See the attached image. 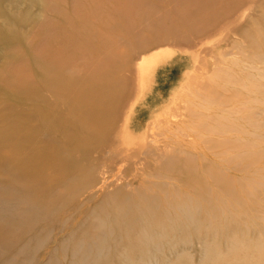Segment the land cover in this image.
Here are the masks:
<instances>
[{
    "label": "bare ground",
    "instance_id": "obj_1",
    "mask_svg": "<svg viewBox=\"0 0 264 264\" xmlns=\"http://www.w3.org/2000/svg\"><path fill=\"white\" fill-rule=\"evenodd\" d=\"M27 1H29L31 4H37V0H27ZM46 3H47V1H46ZM261 3H263V2H261ZM5 4H7V5H5ZM17 4H20V6H21L22 3H20L19 0H0V18L4 19L3 23L5 24L4 27L0 26V41H2V43H4V44L16 46V47L22 45V47L25 50V49H27L28 45L25 43L26 39L21 34V32L18 31V28L20 26L32 27V28L35 27L39 21V17L35 16L33 14L31 8H28L27 10L21 9V11L19 12L20 15L18 13H15L13 10H14V8H17ZM249 5L250 4H248V6ZM232 6H234V5L232 4ZM258 6H257V8H258ZM190 7L191 6H189V8ZM229 9H230V7H229ZM237 9H240V8H237ZM205 10H206V8H205ZM245 13H247V12L245 11ZM245 13H244V16H245ZM193 18L194 17L192 16V19ZM240 19L242 20V17ZM255 19H253V21ZM146 20H147V18H146ZM253 21H250V22H253ZM256 21H258V19ZM262 23H263V21H262ZM144 24L145 23H143V25ZM257 25H260V24L257 22ZM140 26H141V24H140ZM249 26H251V25H249ZM249 26L247 29H249ZM188 27L190 28V26H188ZM219 28H222V27L220 26ZM223 28H225V27H223ZM227 28H229V26L226 27V29ZM244 28H246V27H244ZM253 28H255V27L253 26ZM261 28L264 29V24H261ZM258 30H260V29H258ZM246 31H248V30H246ZM232 32H233V30H232ZM238 32H240V31H238ZM260 32H262L261 34H263V31H260ZM132 33H134V32H132ZM213 33H214V31L211 34L209 33L210 36ZM224 33H225V31H218V32L215 31V34H217V35L216 36L214 35V37L211 36V38L213 37L215 40H217L218 37H220L222 39V36L224 35ZM246 33L250 34L252 32L249 31ZM255 34H256V31H255ZM235 37H236V34H235ZM245 37L248 38V36H245ZM252 37H254V38H250L249 42L252 45H254L256 48H259L260 51H256L254 53L252 51H250V54H251V52L253 53L252 55H253V57H255L256 61L259 62L258 64L257 63H248L247 61L244 62L243 60L247 59L249 56H246V54H245V56H243L242 53H241L242 55L239 53L237 55L243 56V60L239 59L237 56L236 58H234V60L231 59V60H229V62L228 61L223 62V63H226L223 66L219 65L222 62V60H218L219 66L217 67V70L215 71L212 69L216 73L215 72L212 73L213 72L212 71L211 72L212 75L210 77H208V80L210 79V82H208V84H207L208 80L206 81L205 94H203V92H204L203 90H202L203 91L202 95H196L195 96L192 93V95L195 97V99H200V101L197 102V104L202 105L203 107H205L206 110L201 107L203 110H205V112L201 113V112H196L197 110L196 111L190 110V107H189L187 110H188V113L190 114V117L195 118L197 120H195L193 123H191V121H190L189 123H191V124L187 127L191 130L193 128L196 130V131H194V129H193V131L196 132L200 136L202 142H204L206 144V148L210 152L209 155L211 154V156L209 157L208 153H207L208 151L206 150L207 151L206 152L207 157L204 156V158L207 160V164H208L206 168H204V167L200 168L199 167V166H201L200 162L197 163L199 156L195 154L196 152L185 150L183 148V147H185L184 144H183V146L177 145L173 148H171L169 146V144H168L169 148H163L160 145H158L157 141H160L162 139H164L163 141H165V139L169 138L165 134V132L160 134L159 139H158V137L153 139L154 142L152 140V137L148 138V141L152 140L151 141L152 144H148L149 142L147 141V138L145 139L146 144L144 143L145 141L143 142L144 144L141 142L144 139L138 138V142L140 141L139 143L143 144L141 146L145 147V148L144 147L143 148H144L145 153L147 154L148 158L150 155H151L150 157L153 158L154 162L151 160L152 161L151 163H154V165H156L155 166L156 169L158 167H160L157 164L162 165V168H166V169H170L172 167H177L178 164H180L182 167L183 166L182 161H185L188 163V166L184 165L185 167H187V172L185 170L184 173L186 172V174H188L190 178L191 177L193 178V176H196L197 174H201L202 176L204 174H208L207 176H209L210 179H208V177H207V179L205 181H204V179H203V181L193 180V182H189L190 184L192 183L191 185L189 183H187V184L185 183L186 185L189 184L191 187V189L187 188V191H192V192L191 193L190 192L189 193L184 192V190H185L184 188L186 186L183 185L182 187L184 190H183V192L181 191V193H182L181 194L177 189H174L173 191L169 190L171 188V185H173L171 182L172 178H170V176L167 175L166 173H164L163 171L161 172V170H159L157 173H155V175H152V177L150 179L149 178L146 179L147 181H146L145 186L143 185L141 187L140 186H138L137 188L135 187L134 188L135 190L133 191L134 193H131L129 191H125L126 189L124 190V188L121 185L120 186L122 188L120 189V191L112 192L110 190L111 192L108 191L109 192L108 193L106 186L108 185V183H110L108 180L109 177L104 178L102 175L107 174V172H103V170H106V168L103 170L100 168L102 170V171L99 170L100 173H99V171H98V173H95V172L92 173L94 185H93V187H90L89 191H88V192H90V194H88V195H91V197H85V199H83V200H76L75 198H76V194L78 192V191H76L70 195L71 197L66 195L64 198V200L70 199V200L74 201L73 205H74L75 209L77 210L76 215L78 214V216L76 217V218H78V220H76V219L74 220L75 225L78 223L80 225L82 223H85L88 226L81 234L74 235L75 233L78 232V231H75L76 229H71V228L67 227L66 225H63V226H65V227H63V231H65L67 233V235H66V238L64 239L65 241L63 240L60 242V247L63 249L60 252V256L62 259H65L67 256V252H68L67 249L72 248L73 249L71 251V257H73L72 264H105V262L107 261V258H109L108 246H107V243L105 244V240H107L106 237L109 236L108 234H110L113 230H115L114 227L117 226V225L113 226L111 224V222L110 223L107 222L106 218H108V216H113V215L116 216V223L117 224L119 223L117 227H122V228L124 227V231H126L125 235L122 236L121 253H125L126 256H130V257L132 255H130L129 253H131L135 250V252L139 255L140 258H144L146 251H147V247L150 244H153L158 248L163 246L165 243H170L173 246H175L178 244V242L181 241L178 238L183 237V236H179V235H185V239H186L188 237L187 235L191 236V234H192L191 232H194V233H210V234L219 235V234H222V233L228 232V231L231 233V231H232L231 228L236 229V231L239 232L240 230L237 228H240V229L246 230L243 232H251V231H259L260 230L262 233H264V40L261 39L260 35L254 36V34H253ZM247 38H245V39H247ZM111 39H112V36H111ZM208 39L205 38L206 43L208 42L207 41ZM237 40H239V39H237ZM85 41H86V39H85ZM94 41H95V39H94ZM194 41L195 40H193V42ZM233 41H235V40H233ZM247 41H248V39H247ZM199 42H201L200 39H199ZM199 42H197V44ZM205 42L202 41V43H200L199 45H201L203 43L205 44ZM245 42H246V40H245ZM249 42H248V46H250ZM191 43H192V41H191ZM177 44H179L178 41H177ZM226 44H228V43H226ZM262 45H263V48H262ZM127 46H128V43H127ZM201 46H203V45H201ZM233 46H235V45H233ZM196 47H199V46L196 45ZM120 48H121V46H120ZM144 48H145V46H144ZM164 48H166V49H164ZM164 48L156 49V51L152 52L151 54L142 56L140 58V60L138 61V63H135L138 65L137 68H139L141 66L140 72H139L140 76L137 77L138 74L137 75L135 74L137 77V80H135L136 85L134 84L136 86V88L134 89V87H130V86L126 85L125 89L121 88V91L119 90L120 91V92H118L119 96L116 98H114V97L111 98L110 92L115 91L112 89H113V87L117 86L118 81H115V82H114V80L99 81V84H102L101 86L104 85V88L100 93L96 92L97 94L93 95V93L92 94L90 93V88H93V86L97 82L96 74L81 75L80 73L75 72V71L71 72L70 74L64 73L68 67V65L66 64L65 61H61L60 63H58L55 60L44 59V58L38 57L37 55H34V54L32 55L31 54L32 50H30L31 70L34 73L36 82L41 87L42 92H37L35 88H32L30 86H22V84L21 85L18 84V86L16 87L17 83L10 78L0 80V204H1V206L5 207L6 202H10V203L15 202L17 205H23L24 207L25 206H29V207L32 206L30 201L23 194V189H25L29 185H31V186H37V189L41 194V198L46 201V203L44 204V207H43L45 210L52 211V210L57 209V204L53 203L49 200L52 188H50L49 186L42 185L43 184V178H44V175L46 174V172H39V171L35 170L32 167V165H30V163H29L31 161L27 157L29 156L31 158V157H33L32 155H34L33 151L29 150V147H31L30 142L52 143V142H57V140L59 139V136H60V137L64 138V140H66V142L71 146L72 149H74L73 152L76 151V155H77V151L79 150L78 146H83V145L79 144V141H80L79 139L83 138V135L85 133H87L88 136L94 135V134L95 135L96 134H102L108 139V141L113 142V139H114V142H118V144H119V146L117 148V145L115 143H113V144L108 143L109 144L108 145L106 142V145L104 144L105 146H100L98 148L101 151H100V155H97V156L98 157L100 156V159L104 158L105 163L107 164V163H112L114 161H115V163H117L118 159L120 158L118 156L124 155V153L128 154L129 152H127V150L128 151L130 150V153H131V151L134 150V148H136L135 144H134V146H131V148L128 147V145H132L133 143L137 142V140L136 141L134 140V138L135 139L137 138V137H135V135L143 138L145 135L144 133L148 132V133H146V135L152 136L153 132H151L152 135H149L150 129H148V128H151V124L155 122V121H153V119L157 121V119L161 118L160 116H162V114L164 112H165L164 114L167 113L166 107L164 105H166L167 108L170 109V110H168L170 112H171V109L175 108V105H173L175 103V102L173 103L174 99L172 100L171 98H169V97H172L170 94H169L170 96H168V93H170V92L172 93V91H170V92L167 91V93H164V94H167V96H168V98H166V100L167 99L172 100L173 108L172 107L169 108V106H171L170 105L171 102L169 100H168V102L170 103L169 105H167L168 102H166L167 104L166 103L164 104L161 101H159V102H161L160 105L164 104L163 105L164 109L161 108L162 111L165 110L160 115V113L157 112V105H158L157 100L159 98L156 97L157 99H155V97H151L152 95L150 96L148 93L149 91H146L145 83L143 84V81H142V79L145 78V74H144V68L145 67H144V65L148 64V62L151 61L150 59L155 58L154 56H157L159 58L162 55L165 56L166 53H167L166 55L173 56L172 58L170 57L171 62L170 61H164V60L160 61L162 58H160V59L155 58V60H158V61H155V64H156L155 66L160 67L161 68L160 70H162L163 72H162V74L160 73L161 74L160 78L158 77V75H154L153 79H156L158 77L159 79H162V80H165L168 82L170 81V78H171L170 75H172L174 69H176V70L178 69V67H177L178 66L177 65L178 57L175 55L177 51L172 49L173 46L171 48L170 47L169 48L164 47ZM204 48H206V47H204ZM138 50L141 51L140 49H138ZM144 50H146V49H144ZM184 50L186 51V52H183V53H185V55H187L189 57L192 56V57H190V60L192 61L195 59L194 57H197L195 55V53L199 54L198 56H200L199 52H201L200 50H202V47H201V49L197 48L198 51L195 50V48L192 51L189 48H184ZM208 50H210V49H208ZM224 50H223V52H225ZM226 50H227L226 53L229 52L230 54L233 51L232 49H231L232 50L231 52L229 51L230 49L229 50L226 49ZM237 50L239 51V49H237ZM250 50H251V48H250ZM223 52H222V55H223ZM240 52H242V50ZM245 52H247V51H245ZM129 53H130V51H129ZM133 53H135V52H133ZM248 53H249V51H248ZM110 54H112V52ZM128 55L129 54L127 53V56ZM131 55L132 54H130V56ZM136 55H137V53H136ZM14 56L11 55L12 58H14ZM133 56H135V55H133ZM201 56L204 57L203 55H201ZM201 56L197 57V58H199L200 61L204 59V58L200 59ZM207 56L210 58V55L207 54ZM212 56H213V54H212ZM241 56H239V57H241ZM11 57H9V58H11ZM118 57H120V55ZM104 58L106 59V56ZM215 58H214V60H215ZM226 58L229 59V57H226ZM108 60H109V58H108ZM110 60H112V59H110ZM116 60H117V58H116ZM152 60H154V59H152ZM195 60H197V59H195ZM9 61H10V59H9ZM103 61H105V60H103ZM120 61H122V60H120ZM125 61H126V59H125ZM175 61H177V63H175ZM179 61H180V59H179ZM200 61H197L194 64H200L201 65L202 63H200ZM128 62H129V60H128ZM157 62L160 63V65ZM202 62H204V60ZM103 63H105V62H103ZM111 63L112 62L110 61V64ZM122 63L124 64V62H122ZM10 64H12V63H10ZM108 64H109V62H108ZM243 64H247V65L243 66ZM150 65L148 64V66L151 68L152 65L151 66ZM179 65H180V63H179ZM193 65H191V66H193ZM15 66H17V65H15ZM122 66H120V68ZM204 66H206V65H204ZM204 66H201V67L199 66V67L202 68ZM118 67H119V65H118ZM125 67H126V69L128 68V66H125ZM233 67H237L238 72L240 70H243V72L245 71V73H248V75H246L245 73H244L245 74L244 76L240 75V74H235L233 69H232ZM113 68H114V66H113ZM132 68H134V67H132ZM20 69H21V66H20ZM107 69L108 68L106 67V70ZM190 69H192V68L190 67ZM194 69H195V67H194ZM203 69L205 70V68H202V71H204ZM117 70H118V68H117ZM138 70L139 69H137L136 71H138ZM148 70H149V68H148ZM112 71H115V70H112ZM183 71H184V68H183ZM148 72L150 73L151 71H148ZM148 72H147V74H148ZM154 72L152 74H155ZM177 72L178 71H176V73ZM191 72H190V75L193 74ZM4 73H7V72H4ZM109 73L111 74V72H109ZM207 73H208V71H207ZM100 74H102V72ZM108 74H106V76ZM150 74H149V76L151 77ZM178 74H179V72H178ZM120 75H121V73H120ZM131 75L132 74H130V76ZM179 75H182V74H179ZM206 75H208V74H206ZM2 76H4V75H2ZM108 76H110V75H108ZM115 76H117V75L115 74ZM146 76L148 78V75H146ZM201 76H203V77L200 80H202L205 77V75H203V73L201 74ZM118 77H119V75H118ZM128 78H130V77H128ZM158 78H157V80H158ZM214 78L216 79V81L213 80ZM28 79H30V78H28ZM101 79H102V77H101ZM104 79H106V78L104 77ZM117 79H122V78H117ZM125 79H127V78H125ZM179 80H181V79L179 78ZM21 81H23V80H21ZM123 81H124V79H123ZM203 81L205 82V79L202 80V84L204 83ZM144 82H146V81H144ZM147 82H148V79H147ZM158 83L155 84V89H157L156 87L158 86ZM178 83H179V81H178ZM119 84H120V82H119ZM121 85H123V84H121ZM148 85H149V83H148ZM118 86L116 87V91L118 90L117 88H119ZM195 86H197V84ZM200 86H201V84H200ZM200 86H198L197 89H199ZM146 87H147V84H146ZM185 87H186V89H185ZM187 87H188L187 85H183V90H185V92L187 91V89H189ZM173 88L171 87V89H173ZM193 88L195 91V87H193ZM155 89L153 92H155ZM94 90H96V89H94ZM183 90L181 91V89H180L179 91L183 92ZM173 91H174V89H173ZM44 93H46V94L50 93V95L46 96ZM112 94H114V93H112ZM116 94H117V92H116ZM173 94H174V92H173ZM92 95H93V97H91ZM176 95H177V93H176ZM188 95H189V93H188ZM154 96H155V94H154ZM167 96L164 95V97H167ZM164 97H163V100L165 99ZM160 99H162V96ZM189 100H191V99H189ZM109 101L112 102L111 103L112 105L106 106L105 105L106 102H109ZM42 102H43V105H42ZM49 104L52 105V108H49ZM186 107H187V105L185 106V108ZM194 107H196V105ZM194 107H192V109H194ZM198 107H200V106H198ZM201 108H199V111H202V110H200ZM159 109H160V106H159ZM159 109H158V111H159ZM79 110L82 112V114H91L92 116L101 115L104 120H107V123L109 120L112 119L114 121V124H115V122L117 124V126L115 124V126L117 128L114 126L116 130L114 129V132H113V130L112 131H106L107 128H106V130L103 127L99 128V122H96V121L93 122L86 115L78 116L79 114L77 115V113ZM146 114H147V117H146ZM149 114L152 115V117L150 119H149V117H150ZM168 114H169V112H168ZM178 115L179 114L176 112V114H174L172 116L177 118ZM179 117L180 116H178V118ZM170 118H172V117H170ZM147 121H149V122H147ZM150 121H152V123H150ZM158 121H159V124L163 123V122L165 123V121L167 122V120H165V121L162 120L163 122H161V119H159ZM169 122L170 121L165 123V125L166 124L170 125L173 123V122H170V123ZM149 123H150V125H149ZM155 123L157 125L158 122H155ZM185 123H187V122H185ZM159 124L157 126H159ZM173 124H175V123H173ZM147 125H148V128H147ZM152 125H155V124H152ZM169 125H167V126H169ZM175 126H176V124H175ZM178 126L180 127L181 125H178ZM131 127L133 128L132 130H131ZM153 128L156 129L155 126ZM163 129H164V127H163ZM185 130L186 129H184L183 130L184 132H181V134L179 133V135L187 134L188 131L186 130L187 131L186 132ZM152 131H153V129H152ZM175 131L179 132L180 130H178V131L175 130ZM113 133H114V135L112 136ZM190 133H192V132H190ZM142 134H144V135L142 136ZM155 134H156V131H155ZM169 134L174 135L173 133L172 134L169 133ZM192 134L194 135V133H192ZM192 134H189V135L192 136ZM146 135H145V137H146ZM189 135L187 134V136H189ZM89 137L91 138V136H89ZM106 138L104 139V141H106ZM190 138L195 139L193 136ZM28 139H29V141L27 143L28 148L23 147V146H21L18 149H11L10 148L12 145L20 142L21 140H24L26 143ZM149 139H151V140H149ZM177 139H181V138L179 137ZM186 140H187V138H186ZM175 141L176 140H174V144H175ZM177 141H179V140H177ZM188 141H190V139H188ZM195 141H196V139H195ZM185 142L186 141L183 140V143H185ZM192 142L195 143L193 140H192ZM102 143H105V142H101L100 144H102ZM166 143H167V141H166ZM187 144H188V142H187ZM189 144L191 146L192 143L190 142ZM199 144L197 143L195 145H199ZM137 145L138 144H136V146ZM201 145L203 146L202 143H201ZM58 147H60V146H58ZM138 147H140V145H138ZM140 148H138V149L136 148V149L141 150L142 148L141 149ZM116 149H117V151H116ZM142 150H141V152H143ZM191 150H193V149L191 148ZM198 150H199V148H198ZM45 151H46V153L47 152L50 153L52 150H45ZM95 151H96V149H95ZM60 152H61V150L59 151V153ZM84 152L87 154L88 153L91 154L90 151H88V149H87V151H84ZM134 152L136 153V151H134ZM202 152H200V153H202ZM115 153H117L118 155H116ZM87 154H85V155H87ZM92 154L94 156H96V154H94L93 152H92ZM80 155H81V153H80ZM24 156H26V158L29 162L26 161L25 158H23ZM94 156H92V157H94ZM107 156H109L108 161L106 160ZM129 157H134V156H129ZM137 157L139 158L140 156H137ZM200 157H202V156H200ZM86 158L88 159V157H86ZM92 159L91 160L88 159V160L92 161ZM95 160L97 161V163L99 162V164H100V161H98L99 159L97 160L95 158ZM89 161H88V163H90ZM77 164L80 165L82 163H80V164L76 163L75 165H77ZM203 164H204V162H203ZM78 165H77V167H78ZM151 165H153V164H151ZM85 166L86 165H84V167ZM95 166L92 165V167H95ZM101 166L102 165H100V167ZM104 166H105V164H104ZM104 166H102V167H104ZM118 167H119V165H118ZM79 168H81V167H79ZM96 168L94 171H97ZM93 169L91 168L89 173H91L92 172L91 170H93ZM47 170L51 171V169H47ZM149 170H147V171H149ZM135 173H136V171H135ZM147 173H149V172H147ZM139 175H140V173H139ZM201 175H200V177L202 178ZM108 176H109V174H108ZM90 177H91V175H90ZM138 178H139V176H138ZM138 178H136V179H138ZM141 178H142V176H141ZM145 178H143L142 180H144ZM203 178H205V177L203 176ZM127 179H128V177H127ZM197 179H200V178H197ZM184 180L188 181L189 179H185V177H184ZM129 183H130V185L134 184V183L131 184L130 180H129ZM143 183L144 182L142 181V184ZM175 184H176V182H174V185ZM177 184L179 185L181 183L177 182ZM86 188H88V185L86 186ZM130 188H128V189H130ZM111 189H113V188H111ZM99 190H100V192H102V197L103 198L106 197V198L102 202H99L100 204L98 206H97V203H98L97 202L96 203L97 207L95 206L94 208H90L89 210L83 212V210L85 208L91 207V205H92L91 203H93V201H94L93 197H95V193L97 194ZM96 196L98 197V194ZM92 199H93V201H92ZM105 201H106V203H105ZM132 215L134 216V218L132 217ZM70 219L71 218L65 219V222H68V220H70ZM223 220H225V222ZM254 220H258V221L255 222ZM231 224H233L234 227H232L233 225H231ZM114 225H115V223H114ZM2 226L0 228H2ZM76 226H79V225H76ZM44 231L47 232L46 230H44ZM134 231H137V233L135 232L136 235L133 234ZM45 232H43V231L39 232L35 236V238L24 243L23 246H21V248L19 250H17L15 253L9 255L7 257V259L5 260V262L2 264H36L37 262H40L41 264H60L61 263L60 258H59L60 256L54 254L51 257L50 251H48V253L46 252L42 257L38 256V254L42 250L43 246L45 245V243L49 237V235L45 234ZM251 236H253V235H251ZM131 237H134L136 239V241H137L136 244H131L132 242L131 243L129 242ZM187 242H188V240H187ZM262 244H264V243H262ZM2 256H3V253H2Z\"/></svg>",
    "mask_w": 264,
    "mask_h": 264
},
{
    "label": "rangeland",
    "instance_id": "obj_2",
    "mask_svg": "<svg viewBox=\"0 0 264 264\" xmlns=\"http://www.w3.org/2000/svg\"><path fill=\"white\" fill-rule=\"evenodd\" d=\"M19 1H20V3H22L21 6H20V4H17V8H14L13 11L15 13L19 14L21 9L27 10L28 8H31L33 14L35 16L39 17V21L36 24V26L33 28L32 27H25V26H23V27L20 26L18 28V31L21 32V34L25 37V39L27 41V42L25 41V43L28 45L27 49L24 50L22 45L16 47V46L4 44V43H2V41H0V80L10 78L17 83L16 87L18 86V84L19 85L22 84V86H30L32 88H35L37 92H42L41 87L36 82L35 75H34L33 71L31 70V54L32 55L34 54V55H37L38 57H41L44 59L55 60L58 63H60L61 61H65L66 64L68 65V67L64 73H67V74H70L73 71L78 72L81 75L96 74V76H97V82L96 83L97 84L95 83L96 86L94 85L95 87L93 86V88H90V93L91 94L93 93V95L100 93L104 88V85L101 86L102 84H99V81H102V80H108V81L114 80V82L118 81L117 86L119 85L118 87L120 89L117 88L118 90L116 91V87H117L116 86V87H113V89H112L115 91L110 92V94H111L110 97L116 98L119 96L118 92L121 91V88L125 89L126 85L130 86V87H134V89L136 88L135 80H137V77L140 76L139 72H140L141 66L139 65L140 67L137 68L138 65L135 63H138V61L140 60V58L142 56L149 55L152 52L156 51V49H162L164 47H167V48L170 47L171 48L173 46L172 49L177 51L175 55L178 57V59H177L178 63H177V61H175V63H177L178 69L177 70L174 69L172 75H170L171 76L170 81L168 82V81L159 79L160 75L162 74L163 71L160 70L161 69L160 67L155 66L156 65L155 61H158V60H155V58L156 59L162 58L160 61L164 60V61H170L171 62V58L173 56L166 55L167 53L165 54L166 57L164 55H162L163 57L160 56L158 58L157 56H154L155 58H152L154 60L150 59L153 62V63L151 61L148 62L149 65L150 64L152 65V66L150 65L151 68L148 66V64H146V65L143 64L145 67L144 68L145 78L143 77L144 79H142V81H143V84L145 83L146 91H149L148 93L150 96L152 95L151 97H155V99H157V98L160 99L162 96V99L157 100V103L160 106V109L161 108L164 109L163 105L166 102H168V100L171 102V104L169 102H168V104L167 103L166 104L167 105L170 104L171 106H169V108H171V107L173 108L172 100L174 99L173 103L175 102L176 104L175 103L173 104V105H175V108H173V109L175 111L173 109H171V112L168 111L170 109H168L167 106L164 105L166 107V110H167V113L164 114L165 110H163V111H162V109L160 110L159 106L157 105V112L160 113V115L162 114V112H164L162 114V116H160L161 118H159V119H161V122L167 120V122L170 121V122L175 123L176 126L173 123L170 125L169 124L165 125V123H167L166 121H165V123L163 122V123L159 124V121H158L159 119H157V121L153 119V121L158 122L157 125L159 124V126H157L155 122L152 123V121H150V123L155 124V125L151 124V128L153 129V131L151 128H148V125H147V128L151 130V131L149 130V135H152L151 132H153V135L148 136V135H146V133H148V132H145L144 134L146 135V137L144 134H142V136L144 135L145 138L144 137L143 138L138 137L135 135V137H137V138L136 139L134 138V140L135 141L137 140V142H138V138L144 139L143 141H141L143 143L146 138H147V141H148V138H151V137H152V140L157 138V137L159 139L160 134L165 132V134L169 138L166 137L167 139H165V141H163L164 139L157 141L158 145H160L163 148H169V146L171 148H173L177 145L183 146V144H184L185 147H183V148L185 150L196 152L195 154L199 156L197 163L200 162L201 166H199L198 164L197 165L200 168H202V167L206 168L207 167V165H208L207 160L204 158V156L207 157L206 152L208 151L206 148V144L204 142H202L200 136L196 132H194V131H196L194 128H193L194 129V131H193V129L191 130L187 127L191 123H193L195 120H197L195 118L190 117V114L188 113V110H187L189 107H190V110H193V111L197 110L196 112H201V113L205 112V110H206L205 107H203L200 104H197V102H199L200 99H195V97L192 95V93L196 96V95H202V92L204 91L203 94H205L206 81L208 80V77H210L212 75V73H214L217 70V67L219 65H222V66L225 65L226 63H223L225 61L229 62V60H231V59L234 60V58H236L237 56L239 59L243 60V56H245V54H246V56H249L248 57L249 59L246 57L247 59H244L243 60L244 62L247 61L248 63H257V64L259 63L256 61L255 57H253L252 54L256 51H260V49L256 48L254 45H252L249 42V39L254 38V37H252L254 34V36L260 35L261 39L264 40V35H263L264 29L261 28V24H264V19H263L264 18V16H263L264 15V8H263L264 7V0H260V1L259 0H182V1L181 0H46L47 3L45 0H37V4H31L27 0H19ZM261 2H263V3H261ZM7 4H5V5H7ZM232 4L234 6H232ZM248 4H250V5L248 6ZM189 6H191V7L189 8ZM257 6H258V8H257ZM229 7H230V9H229ZM205 8H206V10H205ZM237 8H240V9H237ZM245 11L247 13H245ZM244 13H245V16H244ZM192 16L194 17L193 19H192ZM241 17H242V20L240 19ZM146 18H147V20H146ZM253 19H255V20L253 21ZM257 19H258V21H256ZM3 20H4L3 18L2 19L0 18V26L1 27L5 26V24L3 23L4 22ZM250 21H253L254 23L250 22ZM262 21H263V23H262ZM257 22L260 25H257ZM143 23H145V24L143 25ZM140 24H141V26H140ZM249 25H251V26H249ZM188 26H190V28ZM220 26L222 28L223 27H225V28H223V29L219 28ZM228 26H229V28L226 29V27H228ZM248 26H249V29H247ZM253 26L255 28H253ZM244 27H246V28H244ZM216 29L218 31H225L224 35L222 34L223 35L222 39L220 37H218L217 40H215L213 38L214 35L215 36L217 35V34H215V31L218 32ZM258 29H260V30H258ZM232 30H233V32H232ZM246 30H248V31H246ZM131 31L134 33H132ZM213 31H214V33L211 35L213 37L211 38L210 34ZM238 31H240V32H238ZM249 31H251L252 33H250V34L246 33ZM255 31H256V34H255ZM260 31H263V34H261L262 32H260ZM235 34H236V37H235ZM111 36H112V39H111ZM245 36H248V38ZM244 37L247 38L248 41ZM205 38L206 39L209 38L207 41L208 42L210 41V42L206 43ZM85 39H86V41H85ZM94 39H95V41H94ZM199 39L201 42H199ZM237 39H239L240 41ZM244 39L246 40V42ZM193 40H195V41L193 42ZM233 40H235V41H233ZM177 41L179 42V44H177ZM191 41H192V43H191ZM202 41L205 42V44L204 43L201 44L203 46L199 45L200 43H202ZM197 42H199V43L197 44ZM248 42H249L250 46H248ZM127 43H128V46H127ZM226 43H228V44H226ZM232 44L235 46H233ZM196 45L199 47H196ZM120 46H121V48H120ZM144 46H145V48H144ZM200 46L202 47V50H200V51L203 53L202 54L201 52H199L200 56L201 55L204 56V57L201 56L200 59L204 58L203 59L204 62H202L203 60L200 61L199 58H197V57H200V56H198L199 54H197V53H195V55L197 57L193 56L197 60L194 59L192 61L190 60V57H192V56L189 57V56L185 55V53H183V52H186L184 50V48H189L192 51V50H194V48H195V50H197V48L201 49ZM204 47H206V48H204ZM249 47L251 48V50ZM143 48L146 50H144ZM262 48H263V45H262ZM125 49L126 50L128 49L130 51V53L128 50L126 51ZM138 49H140L141 51H139ZM164 49H166V48H164ZM208 49H210V50H208ZM226 49H228V50L230 49L229 50L230 52L232 50L233 51L231 54L229 52H227L229 54L228 55L226 53V51H227ZM237 49H239V51ZM240 49L242 50V52H240L241 51ZM30 50H32L31 54H30ZM223 50L225 52H223ZM245 51H247V52H245ZM248 51H249V53H248ZM250 51H252L253 53L251 52V54H250ZM111 52H112V54H110ZM133 52H135V53H133ZM222 52H223V55H222ZM127 53L129 54L128 56H127ZM136 53H137V55H136ZM238 53L239 54L242 53L243 56H241L242 54L237 55ZM130 54H132V55L130 56ZM207 54L210 55V58L207 56ZM212 54H213V56H212ZM11 55H13V56L15 55L16 57L14 56V58H12ZM119 55H120V57H118ZM133 55H135V56H133ZM105 56H106V59L104 58ZM225 56L229 57V59H227ZM239 56H241V57H239ZM9 57H11V58H9ZM108 58H109V60H108ZM116 58H117V60H116ZM214 58H215V60H214ZM9 59H10V61H9ZM110 59H112V60H110ZM125 59H126V61H125ZM179 59H180V61H179ZM103 60H105V61H103ZM120 60H122V61H120ZM128 60H129V62H128ZM218 60H222V62L220 61L221 63L219 65H218ZM110 61L112 62L111 64H110ZM197 61H200V63H202V64L201 65L200 64H194ZM103 62H105V63H103ZM108 62L111 66L108 64ZM122 62H124V64ZM10 63H12V64H10ZM179 63H180V65H179ZM14 64L17 66H15ZM158 64L160 65V63H158ZM112 65L114 66L115 69L113 68ZM118 65H119V67H118ZM191 65H193L195 67V69ZM204 65H206V66H204ZM245 65H247V64H243V66H245ZM20 66H21V69H20ZM120 66H122V67L120 68ZM125 66H128V68L126 69ZM199 66L200 67L204 66L202 68H205V70L203 69L204 71H202V68H200ZM106 67L108 68L107 70H106ZM132 67H134V68H132ZM190 67L193 70L190 69ZM117 68H118V70H117ZM136 68L139 70L136 71L137 70ZM148 68H149V70H148ZM183 68H184V71H183ZM212 69L215 71H213ZM232 69H233L235 74H240L243 76L245 74L248 75V73H245V71L243 72V70H240L238 72L237 67H233ZM112 70H115V71H112ZM188 70L190 72L192 71L191 73H193V74L190 75V72ZM100 71L102 72V74H100L101 73ZM148 71H151V72L155 71L154 72L155 74H152L153 72L152 73L150 72L151 73L150 74ZM176 71H178L179 74H182V75H179L178 72L176 73ZM207 71H208V73H207ZM4 72H7V73H4ZM109 72H111V74L112 73L113 74L111 75ZM147 72H148V74H147ZM105 73L106 74L109 73L108 75H110L111 77L108 75H107L108 76L107 77ZM120 73H121V75H120ZM202 73H203V75H205V77L203 78V79H205V82L203 81L205 84L204 83L202 84L203 79L200 80L203 77V76H201ZM115 74L117 76H115ZM130 74H132L133 76L132 75L130 76ZM135 74L136 75L138 74L137 77ZM149 74L151 75V77L149 76ZM206 74H208V75H206ZM2 75H4V76H2ZM118 75H119V77H118ZM146 75H148V78ZM154 75H158V77H159V78L157 77L158 80H157V78L153 79ZM101 77H102V79H101ZM104 77L106 79H104ZM124 77L127 79H125ZM128 77H130V78H128ZM28 78H30V79H28ZM117 78H122V79H117ZM179 78L181 80H179ZM123 79H124V81H123ZM147 79H148V82H147ZM21 80H23V81H21ZM213 80L216 81L215 78ZM144 81H146V82H144ZM178 81H179V83H178ZM119 82H120V84H119ZM208 82H210V79L207 81V84H208ZM148 83H149V85H148ZM156 83H158V86L156 87L157 89H155ZM121 84H123V85H121ZM146 84H147V87H146ZM196 84H197V86H195ZM200 84L202 87L200 86ZM183 85H187L188 86L187 88H189V89H187L186 92H185V90H183ZM198 86L201 87V88L199 87V89L201 91L199 89H197ZM171 87L172 88L174 87L173 88L174 91H173V89H171ZM193 87H195V91H194ZM94 89H96V90L98 89V90L96 91ZM154 89H155V92H153ZM180 89H181V91L183 90V92L179 91ZM185 89H186V87H185ZM167 91L168 92L172 91V93L171 92L168 93V96L171 95L173 97V98L169 97L172 100L171 99L166 100V98H168V96H167V94H164V93H167ZM116 92H117V94H116ZM173 92H174V94H173ZM112 93H114V94H112ZM176 93H177V95H176ZM188 93H189V95H188ZM44 94L46 96L50 95V93H48V94L44 93ZM154 94H155V96H154ZM163 94L167 97H164ZM93 95L91 97H93ZM163 97L165 98L164 100H163ZM189 99H191V100H189ZM159 101H161L164 104L160 105L161 102H159ZM111 103L112 102L109 101V102H106L105 105L111 106L112 105ZM42 105H43V102H42ZM186 105H187V107L185 108ZM195 105H196V107H194ZM198 106H200V107H198ZM192 107H194V109H192ZM201 107L205 110H203ZM49 108H52L51 104H49ZM199 108H201L200 110H202V111H199ZM158 109H159V111H158ZM168 112L170 115L168 114ZM176 112L179 114L178 115V116H180L179 118H178V116H177V118L172 116V115L176 114ZM77 115L78 116L86 115L93 122H95V121L99 122V128L103 127L105 130L107 128L106 131H112L113 130V132H114V129L117 126L116 122H115V124H116V126H115L114 121L112 119L109 120L107 123V120H104L101 115L92 116L91 114H82V112L80 110L78 111ZM149 116H150L149 117V119H150L152 117V115L149 114ZM146 117H147V114H146ZM170 117H172V118H170ZM190 121H191V123H189ZM147 122H149V121H147ZM183 122L184 123L187 122V123L184 124ZM150 123H149V125H150ZM167 125H169V126H167ZM178 125H181V126L179 127ZM152 126L153 127L155 126L156 129H154ZM163 127H164V129H163ZM183 128L186 129L188 132L190 131V132L194 133L195 136L197 135L195 137L192 133H190V132L188 133L185 130L188 135L192 134V136L196 139V141H195V139L190 138V137H192L191 135H189V136H187V134L179 135V133L181 134V132H184ZM132 129L133 128L131 127V130ZM154 130L156 131V134H155ZM175 130H177V131L180 130V131L176 132ZM169 133H171V134L173 133L174 135H170ZM113 135H114V133L112 134V136ZM89 136H91L92 139ZM89 136L87 133H85L83 135V138L79 139L80 140L79 144L83 145V146H78L79 152L77 151V155H76V151L73 152L74 149H72L71 146L66 142V140H64V138H62L60 136H59V139L57 140V142H52V143L30 142L31 147H29V150H32L34 155H32L33 157H31V158L29 156L27 158L31 162H29L27 160L26 156H24L23 158H25V160L28 161L30 163V165H32V167L35 170H37L39 172H46V174L44 175V178H43V184L42 185L49 186L50 188H52L49 200L51 202L57 204V209L52 210V211L45 210L43 207H44V204L46 203V201L41 198V194L38 191L37 186H31V185H29L27 188L23 189V194L30 201L32 206H30V207L25 206L24 207L23 205H17L15 202H12V203L6 202L5 207L1 206V204H0V227L3 225L2 228H0V244H1L0 245V264L4 263L9 255H11V254L15 253L17 250H19L21 248V246H23L24 243L35 238V236L39 232H41V231L45 232L44 230L47 231V232H45V234H48L49 237H48L45 245L43 246L42 250L38 254V256L42 257L46 252L48 253V251H50L51 257L54 254L60 256V252L63 250L60 247V242L63 241L67 235V233L65 231H63V227H65L63 225H66L67 227H69L71 229H76L75 231H78V232L75 233L74 235L81 234L88 226L85 223H82L81 225L79 223L76 224L79 226L75 225L74 220L75 219L78 220V218H76L78 216V214L76 215L77 210L75 209V207L73 205L74 201H72L70 199L64 200V198L66 195L70 196L71 194H73L76 191H78L76 194V198H75L76 200H83V199H85V197H91V195H88V194H90V192H88V191H89V188L93 187V185H94L93 174H92L93 172L98 173L99 170L102 171L103 169L106 168V170H103V172H107V174H106L107 176L106 175H102V176L104 178H108V177L110 178V179L108 178L110 183H108V185L106 186L107 192L108 191L109 192L120 191V189L123 187L124 190L126 189L125 191H129L131 193H134L133 191L135 190L134 189L135 187L137 188L138 186H140V187L143 185L145 186L146 181H147L146 179H148V178L150 179L152 177V175H155V173H157L159 170H161V172L163 171L164 173L169 175L170 178H172L171 182L173 185H171V188L169 190L173 191L174 189H177L180 193H181V191L183 192L184 189H185L184 192H187V193L190 192L191 193L192 191H187V188L191 189L190 185L192 183L190 184L189 182H193V180L203 181V179H204V181H205L207 179V177H208V179H210V177L207 176L208 174L203 175L205 178H203V176L201 174H197L196 176H193V178L192 177L190 178L189 175L186 174L187 167H185V166H188V163L185 161H182L183 162L182 167L180 164H178L177 167H172L170 169H166V168H162V165L157 164L160 167H158L156 169V167H155L156 165H154V163H151L153 161V158L150 157L151 155L148 158V156L144 150L145 147L143 146L144 147L143 148L141 146L144 143L146 144V141L143 144H140L139 143L140 141H139L138 143L135 142L132 145H128V147L131 148V146H134V144H135V147L137 149L141 147L143 150L141 148L140 149L143 152H141V150H137L136 148L133 147L134 150L131 149L132 150L131 153H130V150L129 151L127 150V152H129L128 153L129 155L124 153V155L118 156L120 158L118 159L117 163H115V161H114L112 163L106 164L104 158L100 159V156L99 157L97 156V155H100V151H101L98 148L100 146H105L106 142H107V144L108 143H110V144L115 143L117 145V148H118V146H119L118 142H114V139H113V142L108 141V139L102 134H96V135L94 134V135H89ZM179 137L181 139H177ZM105 138H106V141H104ZM186 138H187V140H186ZM188 139H190V141H188ZM149 140H151V139H149ZM174 140H176L175 144H174ZM177 140H179V141H177ZM183 140L186 142L183 143ZM192 140L195 143H193ZM28 141H29V139L25 143L24 140H21L20 142L12 145L10 148L11 149H18L21 146L28 148V146H27ZM151 141H148L149 143L148 142L147 143L152 144ZM166 141H167V143H166ZM199 141L203 144V146L201 145V143ZM99 142L100 143L105 142V143L100 144ZM153 142H154V140H153ZM187 142H188V144H187ZM190 142L192 143L191 146L189 144ZM196 142L198 144L199 143L200 144L195 145V144H197ZM136 144L140 145V147H138V145L136 146ZM168 144H169V146H168ZM58 146H60V147H58ZM191 148L193 150H191ZM198 148H199V150H198ZM87 149H88V151H90L91 154H89V153L87 154L84 152V151H87ZM95 149H96V151H95ZM45 150H52V151L50 153H48V152L46 153ZM54 150L55 151L57 150V151L55 152ZM60 150H61V152L59 153ZM116 151H117V149H116ZM134 151H136V153ZM92 152L94 154H96V156L98 158L96 156H94L92 154ZM200 152H202V153H200ZM80 153H81V155H80ZM207 153H208V156L210 157L211 156V154L209 155L210 152L208 151ZM85 154H87V155H85ZM115 154L118 155L117 153H115ZM92 156H94V157H92ZM129 156H134V157H129ZM137 156H140V157L138 158ZM200 156H202V157H200ZM86 157H88L89 160H91L93 158L92 159L93 162L89 161ZM95 158L97 160L99 159L98 161H100V164H99V162L97 163ZM108 159H109V156L106 157L107 161H108ZM87 160L90 163H88ZM203 162H204V164H203ZM76 163H79V164L82 163V164H80L81 166L77 164L78 165V167H77V165H75ZM94 164L95 165L97 164V165L95 166ZM104 164H105V166H104ZM151 164H153V165H151ZM84 165H86V166L84 167ZM92 165L95 167H92ZM100 165H102L104 167H102V166L100 167ZM118 165H119V167H118ZM79 167H81V168H79ZM91 168L92 169L94 168V169L91 170L92 171L91 173H89ZM95 168L97 171H94ZM47 169H51V171H48ZM108 170L109 171L111 170V171L109 172ZM147 170H149V171H147ZM185 170H186V172L184 173ZM100 171H99V173H100ZM135 171H136V173H135ZM147 172H149V173H147ZM139 173H140V175H139ZM108 174H109V176H108ZM90 175H91V177H90ZM200 175L202 176V178L200 177ZM138 176H139V178H138ZM141 176H142V178H141ZM127 177H128V179H127ZM184 177H185V179H189V180L188 181L184 180ZM136 178H138V179H136ZM143 178H145L144 179L145 181L142 180ZM197 178H200V179H197ZM129 180H130L131 184L132 183H134V184L130 185ZM142 181L144 182L143 184H142ZM174 182H176V184H177V182L178 183L180 182L181 184H179V185L177 184L178 185L177 186L176 184L174 185ZM185 183L186 184L189 183L190 185L189 184L186 185ZM87 185H88V188H86ZM183 185L186 186V187L184 186L185 187L184 189L182 187ZM111 188H113V189H111ZM128 188H130V189H128ZM97 194H98V197L96 196ZM97 194L95 193V197H93L94 201L92 199L93 203H91L92 204L91 207L85 208L83 210V212L89 210L90 208H94L96 206L97 202H98L97 203V206H98L100 204L99 202H102L106 198V197H104V198L102 197V192H100V190L98 191ZM105 203H106V201H105ZM132 217L134 218L133 215H132ZM67 218H71V219L68 220V222H65V219H67ZM106 221L109 223L111 222V224L113 226H116V225L118 226V224H119V223L118 224L116 223V216L115 215L108 216V218H106ZM223 221L225 222V220H223ZM254 221L256 222L258 220H254ZM114 223H115V225H114ZM233 224H231V225H233ZM117 226L114 227L115 230H113L110 234H108L109 236L106 237L107 240H105V244L107 243V246H108V255H109V258H107V261L105 262V264H264V244H262V243H264V241H263L264 240V233H262L260 230L259 231H251V232H243L246 230L237 228L240 230L239 232H237L236 229H232L230 227L232 230L231 233L228 231V232H224V233L219 234V235L210 234V233H194V232H191L192 233L191 236H189V235H187L188 237L186 236L188 239L187 238L185 239V235H179V236H183V237L178 238L181 241L178 242V244L175 246H173L170 243H165L163 246L158 248L155 245L150 244L147 247L145 257L140 258L139 255L135 252V250L133 252L129 253L130 255H132L131 257L126 256L125 253H121L122 236L125 235L126 231H124V227L122 228V227H117ZM232 227H234V225ZM135 232L137 233V231H134L133 234L136 235ZM251 235H253V236H251ZM187 240H188V242H187ZM129 242L130 243L132 242L131 244H136L137 241L134 237H131ZM72 250H73L72 248L67 249L68 252H67V256L65 259H62L61 256L59 257L60 262H61L60 264H72V260H73V257H71V251ZM2 253H3V256H2ZM36 264H41V263L37 262Z\"/></svg>",
    "mask_w": 264,
    "mask_h": 264
}]
</instances>
